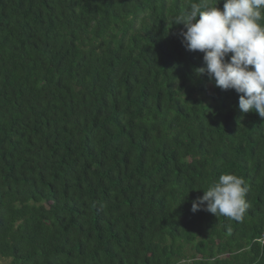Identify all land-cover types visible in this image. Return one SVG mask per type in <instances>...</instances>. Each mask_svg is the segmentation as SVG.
<instances>
[{
  "label": "trees",
  "instance_id": "obj_1",
  "mask_svg": "<svg viewBox=\"0 0 264 264\" xmlns=\"http://www.w3.org/2000/svg\"><path fill=\"white\" fill-rule=\"evenodd\" d=\"M194 2L0 0V264H264V119L196 74ZM222 174L240 221L192 211Z\"/></svg>",
  "mask_w": 264,
  "mask_h": 264
},
{
  "label": "clouds",
  "instance_id": "obj_2",
  "mask_svg": "<svg viewBox=\"0 0 264 264\" xmlns=\"http://www.w3.org/2000/svg\"><path fill=\"white\" fill-rule=\"evenodd\" d=\"M220 2L196 0L171 22L184 26L179 35L185 48L203 54L206 67L195 69L196 74L221 90H234L242 113L264 119V0H223L222 9ZM203 192L192 202L193 212L244 218L249 205L242 177L222 174Z\"/></svg>",
  "mask_w": 264,
  "mask_h": 264
},
{
  "label": "rangeland",
  "instance_id": "obj_3",
  "mask_svg": "<svg viewBox=\"0 0 264 264\" xmlns=\"http://www.w3.org/2000/svg\"><path fill=\"white\" fill-rule=\"evenodd\" d=\"M1 264H8L7 261H1Z\"/></svg>",
  "mask_w": 264,
  "mask_h": 264
},
{
  "label": "built area",
  "instance_id": "obj_4",
  "mask_svg": "<svg viewBox=\"0 0 264 264\" xmlns=\"http://www.w3.org/2000/svg\"><path fill=\"white\" fill-rule=\"evenodd\" d=\"M263 243H264V241H263Z\"/></svg>",
  "mask_w": 264,
  "mask_h": 264
}]
</instances>
